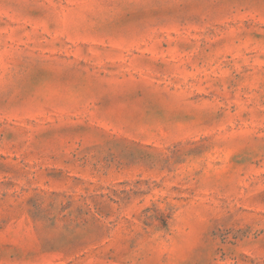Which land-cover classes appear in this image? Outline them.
Segmentation results:
<instances>
[{
	"label": "rangeland",
	"instance_id": "1",
	"mask_svg": "<svg viewBox=\"0 0 264 264\" xmlns=\"http://www.w3.org/2000/svg\"><path fill=\"white\" fill-rule=\"evenodd\" d=\"M0 264H264V0H0Z\"/></svg>",
	"mask_w": 264,
	"mask_h": 264
}]
</instances>
